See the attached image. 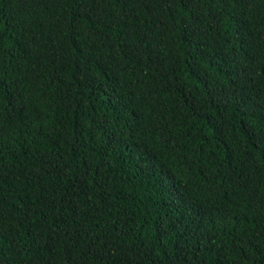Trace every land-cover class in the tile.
I'll use <instances>...</instances> for the list:
<instances>
[{
	"label": "trees",
	"instance_id": "16d2710c",
	"mask_svg": "<svg viewBox=\"0 0 264 264\" xmlns=\"http://www.w3.org/2000/svg\"><path fill=\"white\" fill-rule=\"evenodd\" d=\"M0 264H264V0H0Z\"/></svg>",
	"mask_w": 264,
	"mask_h": 264
}]
</instances>
